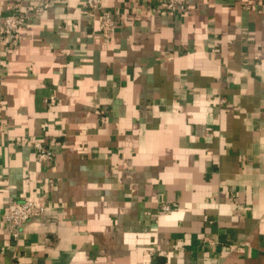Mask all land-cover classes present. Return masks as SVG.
Instances as JSON below:
<instances>
[{
	"label": "crops",
	"instance_id": "crops-1",
	"mask_svg": "<svg viewBox=\"0 0 264 264\" xmlns=\"http://www.w3.org/2000/svg\"><path fill=\"white\" fill-rule=\"evenodd\" d=\"M245 4L102 0L104 38L85 0H0V23L44 7L0 43V264H264V5ZM10 200L47 206L17 239Z\"/></svg>",
	"mask_w": 264,
	"mask_h": 264
},
{
	"label": "built area",
	"instance_id": "built-area-1",
	"mask_svg": "<svg viewBox=\"0 0 264 264\" xmlns=\"http://www.w3.org/2000/svg\"><path fill=\"white\" fill-rule=\"evenodd\" d=\"M163 5L164 11L171 14L185 12L189 8L190 0H158ZM88 10L96 15L98 19L99 33L102 37L108 38L116 27V20L113 12L102 7V0H85ZM264 0H246L245 7L253 8L263 6ZM44 7L38 6L25 12H19L17 6L11 5L0 23V43H13L16 41L18 33L27 25L32 16L41 14ZM36 156L39 162L49 163L54 158V152L41 143H35ZM171 206L165 205L163 210L169 211ZM47 213V206L37 204L31 200L8 202L4 215V224L9 230L13 239H17L20 230L32 221L43 219Z\"/></svg>",
	"mask_w": 264,
	"mask_h": 264
}]
</instances>
